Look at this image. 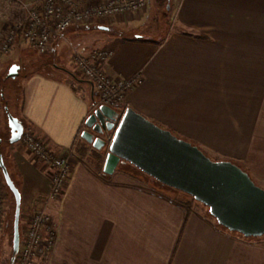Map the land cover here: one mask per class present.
I'll return each instance as SVG.
<instances>
[{
    "label": "crops",
    "instance_id": "0c3cea01",
    "mask_svg": "<svg viewBox=\"0 0 264 264\" xmlns=\"http://www.w3.org/2000/svg\"><path fill=\"white\" fill-rule=\"evenodd\" d=\"M166 9L169 22L159 36L146 35L150 0L131 20L111 19L118 33L105 46L114 51L105 72L144 79L127 93L123 109L236 163L264 187V0H168ZM79 83L35 71L23 87L25 129L57 154L78 157L61 196L50 199L47 168L23 143L8 155L22 212H58L50 213L56 242L45 264H264V241L221 228L192 196L152 188L130 163L105 174L107 148L97 150L101 162H80L91 153L82 132L98 93L85 79ZM82 140L89 148L84 155L77 150Z\"/></svg>",
    "mask_w": 264,
    "mask_h": 264
},
{
    "label": "water",
    "instance_id": "95a60500",
    "mask_svg": "<svg viewBox=\"0 0 264 264\" xmlns=\"http://www.w3.org/2000/svg\"><path fill=\"white\" fill-rule=\"evenodd\" d=\"M18 69L13 66L9 77H16ZM8 121L10 143L21 141L24 125L11 114ZM85 124L87 129L82 138L96 150L107 148L105 174L112 175L119 164L130 163L206 205L217 222L228 230L246 237L264 235V188L236 163L211 159L198 145L178 137L132 107L120 111L95 104ZM0 168L15 198L13 264L21 239L22 193L1 153Z\"/></svg>",
    "mask_w": 264,
    "mask_h": 264
},
{
    "label": "built area",
    "instance_id": "2783aa9c",
    "mask_svg": "<svg viewBox=\"0 0 264 264\" xmlns=\"http://www.w3.org/2000/svg\"><path fill=\"white\" fill-rule=\"evenodd\" d=\"M149 0H41L38 3L22 2L25 16L0 31V53L8 52L19 39L33 45L40 53H48L54 42L70 27L92 24L95 20L122 17L131 20L146 11ZM109 47L95 48L76 53L75 63L83 78L98 93L97 105H107L121 111L127 93L143 83L142 74L131 78L112 77L105 64L113 57ZM123 109L122 111H124ZM21 140L25 147L47 168L50 179V199L61 196L71 170L74 151L57 154L35 132L25 129ZM0 181V232L4 228L5 197ZM56 242L55 222L46 210L33 213L13 264H45L46 256Z\"/></svg>",
    "mask_w": 264,
    "mask_h": 264
},
{
    "label": "rangeland",
    "instance_id": "374dc122",
    "mask_svg": "<svg viewBox=\"0 0 264 264\" xmlns=\"http://www.w3.org/2000/svg\"><path fill=\"white\" fill-rule=\"evenodd\" d=\"M21 3L22 2L19 0H0V31L9 23L10 13L13 6H20ZM167 3V1L164 2L163 0H150V24L147 28L148 31H146V35L152 34L153 36H159L161 34L160 30L168 25L169 13L166 9ZM106 22V25H104V27H106L105 29H99L96 25H92L89 28L86 26H72L68 28L63 33V36L54 42L51 50L45 54L40 53L33 45L23 39L17 40L8 52L0 53V153L3 155L17 186L19 185L18 180L11 172L12 170L8 161L9 152L11 148H14L11 147L9 141L11 137V129L9 127L8 115L11 114L16 118L21 119L20 112L22 109L23 87L26 76L35 71H42L66 79L79 87V80L84 78L75 63V55L76 53H85L94 48H103L110 43L111 38L118 32L116 29L117 27L111 23V19L106 20ZM15 65L19 67L18 75L16 77H9L10 70ZM87 96L89 97V93H87ZM90 145L91 153L84 156L83 159L81 158L80 162L90 163L98 160L101 162L103 159L102 156L100 153L95 154L92 150V148H94L93 145ZM103 150L104 148L98 151L102 152ZM208 156L215 161L220 160V158H217L216 156ZM77 160L78 157H74L71 161V168L77 163ZM121 167L122 165H120L119 168ZM128 168L134 174H140L143 177L147 176L152 188H155L158 191H162L170 196L182 193L180 190L153 179V177L134 165H130ZM0 181L4 186L3 190L5 197L4 228L0 232V264H12L15 198L6 185L3 174L0 175ZM196 204L200 211L201 209H205L210 213L209 208L203 203L196 201ZM51 208L49 213L54 214L55 218H57V210ZM28 219L29 217L24 212H21V236L26 232L27 227L25 223ZM217 224L221 228H225L219 223ZM231 232L243 236L244 240L264 241V235L260 237H246L239 232Z\"/></svg>",
    "mask_w": 264,
    "mask_h": 264
},
{
    "label": "trees",
    "instance_id": "16d2710c",
    "mask_svg": "<svg viewBox=\"0 0 264 264\" xmlns=\"http://www.w3.org/2000/svg\"><path fill=\"white\" fill-rule=\"evenodd\" d=\"M164 2L168 0H163ZM25 16V11L19 6V5H14L13 8H12V11L10 13V20H9V23L7 25H10V24H14L15 22H17L18 20H21L22 18H24ZM7 25L5 27H7ZM22 141V140H21ZM19 142V143H23V142ZM19 143H10L11 144V147H15L16 145H18ZM77 150L80 154L84 155L86 153H88L89 151V148L88 146L83 142V140L81 141L80 145L77 147ZM93 152L95 154H97V150L94 148L93 149ZM2 170L0 168V175H2ZM11 174V173H10ZM12 176V175H11ZM13 178V176H12ZM14 179V178H13ZM2 181V180H1ZM5 181V180H4ZM10 190V189H9ZM11 192V191H10ZM12 193V192H11Z\"/></svg>",
    "mask_w": 264,
    "mask_h": 264
}]
</instances>
